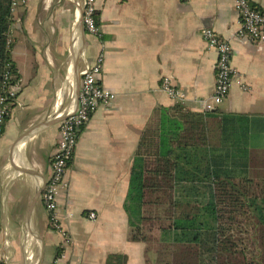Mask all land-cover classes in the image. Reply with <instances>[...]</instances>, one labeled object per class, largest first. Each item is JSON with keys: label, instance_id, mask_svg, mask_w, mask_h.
I'll return each instance as SVG.
<instances>
[{"label": "crops", "instance_id": "1", "mask_svg": "<svg viewBox=\"0 0 264 264\" xmlns=\"http://www.w3.org/2000/svg\"><path fill=\"white\" fill-rule=\"evenodd\" d=\"M264 10V0H249ZM85 0H27L12 13L11 57L20 94L0 136V259L2 264H170L155 241L133 240L125 209L141 134L157 107L178 102L161 89L172 78L201 111L197 99L215 87L218 52L203 29L231 38L238 70L230 93L214 110L245 115L242 127L264 152V42L235 37L233 0H97L100 36L84 25ZM104 53L102 83L117 93L82 129L59 207L72 242L49 222L43 191L59 142V123L78 106L82 78ZM22 103L23 108L19 107ZM220 135V133H219ZM97 217L91 219L89 213ZM30 256V257H29Z\"/></svg>", "mask_w": 264, "mask_h": 264}, {"label": "trees", "instance_id": "2", "mask_svg": "<svg viewBox=\"0 0 264 264\" xmlns=\"http://www.w3.org/2000/svg\"><path fill=\"white\" fill-rule=\"evenodd\" d=\"M12 2L0 0V100L19 81ZM96 18L99 25L98 11ZM19 94L0 102L6 108L0 136ZM245 117L219 115L210 124L218 118L214 109L192 111L183 103L155 109L135 152L125 203L133 240H152L144 232L149 221L158 224L159 251L170 264H264V152L242 127ZM125 263L122 254L107 262Z\"/></svg>", "mask_w": 264, "mask_h": 264}, {"label": "built area", "instance_id": "3", "mask_svg": "<svg viewBox=\"0 0 264 264\" xmlns=\"http://www.w3.org/2000/svg\"><path fill=\"white\" fill-rule=\"evenodd\" d=\"M27 0H13L11 12H15L20 5ZM239 18V28L233 38L249 39L255 42H264V10L253 6L249 0H233ZM97 0H85L84 25L86 30L100 36V25L97 23ZM203 37L209 48L218 52L215 65V87L211 95L197 99L201 111L207 112L219 106L229 96L234 76L238 75L232 60L233 46L231 38L221 37L214 29L204 28ZM105 56L100 53L95 62L87 69L82 78L78 95L77 109L59 123V142L56 152L51 158V175L46 182L43 191V203L49 214L51 226L58 231L63 238V245L72 242L70 232L64 228L66 219L59 207L61 191L68 187L67 173L73 160L82 129L89 122L93 113L100 107L110 109L117 101V93L102 83ZM8 76H5L7 80ZM16 87L7 89V95L16 98L20 89L19 81ZM161 89L178 103L188 100L186 92L178 87L172 78L164 76L161 80ZM2 96L0 102L4 103L8 96ZM17 100V99H16ZM6 113V108L0 109V134L1 123ZM91 219H95V212L89 213ZM58 264H69L64 255H59ZM0 264H2L0 259Z\"/></svg>", "mask_w": 264, "mask_h": 264}, {"label": "rangeland", "instance_id": "4", "mask_svg": "<svg viewBox=\"0 0 264 264\" xmlns=\"http://www.w3.org/2000/svg\"><path fill=\"white\" fill-rule=\"evenodd\" d=\"M19 107L23 108L22 103H19ZM144 232L152 237V240H150L151 244H155V241H157V238L160 237V229L158 227V224H154L153 222L147 221L144 223Z\"/></svg>", "mask_w": 264, "mask_h": 264}, {"label": "bare ground", "instance_id": "5", "mask_svg": "<svg viewBox=\"0 0 264 264\" xmlns=\"http://www.w3.org/2000/svg\"><path fill=\"white\" fill-rule=\"evenodd\" d=\"M30 257V256H29Z\"/></svg>", "mask_w": 264, "mask_h": 264}]
</instances>
